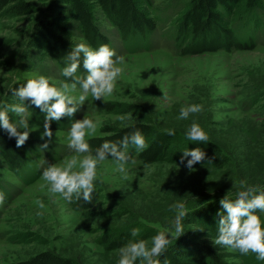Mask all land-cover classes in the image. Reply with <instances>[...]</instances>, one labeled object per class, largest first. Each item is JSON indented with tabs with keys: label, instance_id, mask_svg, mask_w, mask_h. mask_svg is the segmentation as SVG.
<instances>
[{
	"label": "rangeland",
	"instance_id": "rangeland-1",
	"mask_svg": "<svg viewBox=\"0 0 264 264\" xmlns=\"http://www.w3.org/2000/svg\"><path fill=\"white\" fill-rule=\"evenodd\" d=\"M24 1L31 4V13L18 17L0 13V110L7 103V89L18 81L26 83L41 75L57 87L64 81L32 32L36 22L54 16L60 1ZM86 1L93 22L109 38L117 55L124 57L123 72L111 96L95 101L89 95L75 115L65 119L87 116L98 122L96 132L88 134L86 141L103 135L104 128H121L133 122H148L160 132L174 129L171 136L175 141L195 143L194 147L203 151H218L225 165L215 168L208 162L211 154L192 170L186 163L143 165L134 160L126 165L125 174L117 170L116 161L106 159L97 166L94 192L99 195L98 201L90 209L75 210L72 202L51 194L41 179L48 165L61 164L75 155L68 148L71 123L66 130L51 128L53 137L49 141L47 137L41 139L43 127L29 122L31 132L25 152L30 163L21 172L8 169L0 159V192L5 195L0 205V264L25 261L46 251L73 264H118L119 249L108 251L103 238L124 233L130 237L128 242L150 241L158 230L170 225L175 215L170 206L180 201L186 203L188 214H197L194 222L184 225L217 247L225 264H260L254 253L241 255L213 244L218 235L219 211L211 205L227 192L235 199L241 180L264 185V0L254 14L241 7L228 22L241 38L247 36L242 33L244 27L253 25L250 32L257 41L254 49L197 55H179L174 43L175 28L190 0H149L151 9L142 10L156 20V29L147 41L135 39L128 45L96 4ZM68 27L75 45L85 43L74 22L69 20ZM79 94L77 86L72 95ZM104 104H111L112 110ZM193 104L202 105L203 110L179 119L180 109ZM129 112L133 119L122 123L118 117ZM193 121L209 135L207 142L186 138ZM0 135L9 137L3 129ZM45 143L48 148L42 150ZM37 200L45 207L40 208ZM200 205L207 214H198L203 211L197 208ZM259 215L264 221V213ZM133 229L140 230L138 236L131 235Z\"/></svg>",
	"mask_w": 264,
	"mask_h": 264
},
{
	"label": "clouds",
	"instance_id": "clouds-1",
	"mask_svg": "<svg viewBox=\"0 0 264 264\" xmlns=\"http://www.w3.org/2000/svg\"><path fill=\"white\" fill-rule=\"evenodd\" d=\"M67 65L63 68L61 75L66 78L57 87L50 84L45 76L29 79L18 89L12 91L20 103L10 106V111L20 117L18 122L13 123L8 115L9 109L0 110V129H3L9 138H15L16 147L20 148L29 140V106L25 102L30 101L45 116L43 133L51 141L53 132L51 122L60 121L63 117H72L78 109L84 105L89 95L95 100H103L111 96L116 88V82L123 72L124 57L118 56L114 49L107 44L93 49L86 43H79L66 55ZM83 66L87 73L81 77L77 75ZM67 81H71L70 83ZM80 86L79 96L72 93ZM203 110L202 105H189L180 109L179 119H188L190 114H196ZM118 119L123 123L133 119L129 112L121 115ZM98 122L84 116L71 122L68 131V148L75 153L66 158L61 164L48 165L42 171L41 179L46 183L48 191L53 195H59L65 201L71 203L73 198L82 199L85 203H92L97 178V166L111 157L117 162V170L127 174L126 165L132 160L128 149L134 146L142 151L147 147L145 138L141 131L136 130L131 135H125L120 141H105L95 149L92 154L90 144L85 137L95 133ZM168 135H175L174 129L166 130ZM189 141L207 142L209 135L203 128L192 122L185 133ZM48 143L41 145V149H47ZM190 157V159H189ZM206 153L196 147L194 150H185L180 158V164H185L189 170L197 163L205 161ZM208 162H211L209 160ZM177 167L179 165H176ZM239 191L235 199L230 198L228 192L220 199L221 210L217 213V238L212 241L214 245L226 247L238 251L241 255L248 253L256 254L258 260L264 261V221L259 213H264V188L259 185H250L248 181H239ZM5 202L4 193L0 192V205ZM40 208L45 205L37 200ZM170 210L175 211L170 225L157 234L150 241L130 240L119 249L118 264H161V257L172 244L184 234V220L188 215L186 203L183 201L174 203ZM139 229H133L131 235L138 236ZM163 264H168L165 259Z\"/></svg>",
	"mask_w": 264,
	"mask_h": 264
},
{
	"label": "trees",
	"instance_id": "trees-1",
	"mask_svg": "<svg viewBox=\"0 0 264 264\" xmlns=\"http://www.w3.org/2000/svg\"><path fill=\"white\" fill-rule=\"evenodd\" d=\"M61 6L56 9L54 16H50L33 25L32 32L39 39L46 56L62 72L67 65L66 55L76 45L70 37L68 21L75 23L80 38L93 49L107 44L111 48L109 38L93 22L91 12L86 0H59ZM100 9L107 23L116 30L121 41L128 45L135 42V39L147 41V38L155 31L157 22L147 14L144 8L151 9L149 0H90ZM262 0H190L186 11L180 16L175 28L176 51L179 55H197L203 53H215L218 51L231 52L232 50H250L254 49L257 41L250 32L252 24H247L244 19V32L247 36L241 38L239 31L228 25L229 19L234 16L235 11L241 7L248 13L254 14L255 8ZM147 6V7H145ZM33 10L31 4L24 0H0V13L6 12L11 16H23L31 13ZM242 31V30H241ZM131 51V53L135 52ZM77 75L84 77L87 75L83 66L78 70ZM62 80H66L62 76ZM71 82V81H67ZM25 83L18 81L7 89V103L9 105L19 104V99L12 95L14 89H18ZM79 88L80 86L77 85ZM29 106V122L43 127L45 116L30 101L25 102ZM108 110H112V105L104 104ZM1 109V110H3ZM9 109V108H8ZM9 118L13 123L18 122V118L9 110ZM67 117V116H66ZM65 117L60 121H52L51 128L55 130H66L73 121H66ZM139 130L143 134L147 147L139 151L134 146H129L128 152L132 160H137L143 165H151L158 162H169L180 164V158L185 150H194V144L188 141H175V138L166 132H160L148 122H133L121 128H104L103 135L88 138L92 154L95 149L105 141L118 142L125 135H131L134 131ZM28 143L26 142L20 148L16 147V140L7 136L0 135V159L8 169L14 168L20 170L30 163L26 157L25 150ZM206 158L211 154L209 162L215 168H222L225 163L220 152L208 149L204 151ZM108 159L113 160L111 157ZM190 159V157H189ZM208 160V159H206ZM206 162V161H205ZM187 163V161H185ZM264 188V185L261 186ZM99 199L97 192L93 193L92 203H85L82 199L72 200L75 210H86L92 208ZM214 210L220 211L219 201L212 204ZM203 209L200 216L207 214L204 205L197 207ZM197 215V214H195ZM195 215L188 214L184 220L185 224L194 222ZM130 237L120 233L116 238H103V245L108 251L120 249L125 246ZM161 264L166 259L168 264H225L217 247L211 246L209 241L201 235L189 231L184 225V234L175 242L169 245L168 250L160 258ZM190 260L191 262L187 261ZM7 264H73V262L54 252L46 251L39 253L28 260L7 263ZM264 264V261L260 262Z\"/></svg>",
	"mask_w": 264,
	"mask_h": 264
}]
</instances>
